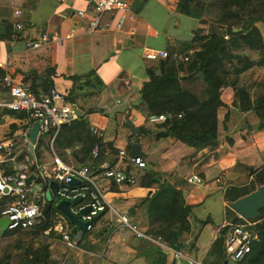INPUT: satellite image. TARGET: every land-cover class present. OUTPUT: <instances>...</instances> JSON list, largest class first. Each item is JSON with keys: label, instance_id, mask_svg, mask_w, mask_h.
Masks as SVG:
<instances>
[{"label": "crops", "instance_id": "1", "mask_svg": "<svg viewBox=\"0 0 264 264\" xmlns=\"http://www.w3.org/2000/svg\"><path fill=\"white\" fill-rule=\"evenodd\" d=\"M91 2L0 0V85L6 79L28 92L31 89L36 95L53 88L64 98L72 87L69 78H80L76 99L70 105L78 114L72 120L83 116L89 129L99 134L97 139L101 143L103 155L95 159L90 156L87 164L93 172L96 194L110 209L100 213L87 238L73 250H68L58 236L50 235L44 242L48 246V260L56 264H172L170 254L162 248L163 244L136 238L115 217V213L127 217L131 225L147 235L146 214L139 204L152 194L154 187L147 189L140 185L141 170L128 165V171L136 174L137 181L133 185H114L103 178L98 169L101 163L109 161L115 162L113 165L124 166L118 152L124 151L129 155L130 145L138 144L143 170L153 172L159 183L166 182L181 191L183 202L189 207L185 217L189 231L181 238L177 250L184 258L202 264L218 231L232 219H227L225 215L224 190L247 183L250 168L255 170L264 164V131L251 130L256 125V118L252 114H239L231 110L232 91L226 88L220 95L224 107L218 109L216 115L217 146L214 150L195 151L169 137L155 139L152 135L154 125L160 122L146 121L135 109L139 89L147 81L145 68L155 65V62L144 59L145 50H164L167 54L177 51L179 44L189 42L193 32L205 29V25L177 14L176 0H130L133 21L117 31L113 29L115 16L102 15L100 22L106 29L87 34L83 29L87 16L78 18L76 14L80 11L89 14ZM135 2L143 3L137 12L133 10ZM14 10L20 11L17 19L12 16ZM16 21L23 26L19 32L12 29ZM261 26L264 24H258L256 28L264 43ZM129 29L134 30L132 36L126 34ZM38 33H56L62 42L36 50L26 48L25 42L35 39ZM235 39H239V43L235 44L237 51L228 46L233 38H225L222 44L226 52H219L217 60L227 74L240 77L248 68H244L242 61L235 64L229 54L235 57V54L244 56L253 52L256 54L254 67L261 57L262 46L250 50L240 38ZM171 58L179 60V55L173 54ZM90 72H94L95 77L91 78V85L85 86L83 77ZM45 74L47 84L43 81ZM181 84L199 90L197 85ZM2 99H7L5 94ZM122 103L127 105L125 112L110 118L111 109ZM90 110V113H86ZM22 114L0 109V144L10 140L17 148L21 144V134L28 140L27 133L33 123ZM224 114L228 115L225 120ZM125 120H129L137 130L136 135H130L124 125ZM139 129L152 133L140 134ZM228 139L231 144H228ZM43 141L35 151L36 162L43 171L39 169L40 172L36 171L35 174L48 175V179H45L47 184L53 182L49 170L54 160L78 166L73 154L78 152L81 145L72 143L67 148L60 145L53 147L49 136L43 137ZM35 143L31 153L26 147L27 154L33 155ZM3 164L11 165L6 161L0 162V165ZM191 175L197 176L201 184H187L185 180ZM30 182L32 189L36 185L37 191L44 193V206L51 207L52 196L48 184L45 186L35 181L34 177ZM65 226L71 234L74 227L69 223ZM81 232L76 228L71 235L79 239ZM179 264L185 262L182 260Z\"/></svg>", "mask_w": 264, "mask_h": 264}, {"label": "trees", "instance_id": "2", "mask_svg": "<svg viewBox=\"0 0 264 264\" xmlns=\"http://www.w3.org/2000/svg\"><path fill=\"white\" fill-rule=\"evenodd\" d=\"M142 5L143 3L135 2L133 10L139 11ZM175 12L183 17L197 20L205 25L206 29L195 30L189 42L179 44L178 50L167 54L165 60L157 61L154 66L145 68L147 81L142 83L139 89V101L135 109L146 121L150 117H164L163 122L154 125L153 137L155 139L169 137L195 151L214 150L217 146L216 115L218 109L224 107L220 95L226 88L232 91L231 110L239 114H252L256 118L254 132L264 131V79L258 85L260 91L252 96L248 88L239 85V77L227 74L217 60L225 38H240L248 49L253 50L262 46L261 57L255 67L264 68V43L260 40L256 28V25L264 24V0H176ZM233 29L237 31L234 32ZM173 54L179 55V60L172 59ZM199 73L203 76L202 80L196 76ZM93 77H95L94 72L83 77L85 80L83 85H91ZM47 80L45 74L44 83L47 84ZM69 80L72 82V87L63 100L73 105L80 78L71 77ZM181 82L197 85L199 90L185 87ZM49 89L47 88L44 94ZM29 92L39 96L31 89ZM90 112L91 110L86 113ZM227 117L228 115L224 114V120ZM139 132L144 135L152 133L144 129H139ZM51 135L50 132L47 137L51 138ZM43 142V137L36 140L34 158L37 147ZM227 142L231 144V140L228 139ZM72 143L81 145L78 152L73 154L78 166L88 163L94 145L99 148L98 156L103 155L100 140L91 133L83 116L70 120L63 127L60 126L52 138L53 147L60 145L67 148ZM25 154L27 152L23 150L16 161H20ZM108 163L112 166L115 162ZM0 172L4 175H12V166L0 165ZM29 172L35 174L36 171L31 168ZM141 172L140 185L147 189L154 187L152 194L139 204L143 207L147 218L146 234L158 238L159 242L169 249L177 250L181 238L189 231L185 220L189 207L184 204L181 191L174 185L159 183L155 174L149 170L142 169ZM249 172L247 183L230 186L224 190L222 199L225 204L232 203L264 185V164L255 170L250 168ZM88 187L91 190V187ZM56 200H58L56 196L52 197L51 207L43 212V219L38 225L28 230H6L0 235L1 238L12 239L11 248L19 253L15 264H56L48 260V246L43 242L53 234L48 237L42 236L44 230L55 224L57 215L61 216L68 225L66 219L54 209ZM12 202L13 198L2 197L0 211ZM225 215L227 219L234 216L227 207H225ZM95 222L96 219L90 222L91 227ZM247 222L253 224L255 240L250 246L249 253L235 264H264V207L256 218ZM237 223L243 221L237 220ZM90 231L91 229L81 232L78 246L87 238ZM227 231L226 227L219 230L202 264H222L223 240ZM10 260V254L3 252L0 264H10Z\"/></svg>", "mask_w": 264, "mask_h": 264}, {"label": "built area", "instance_id": "3", "mask_svg": "<svg viewBox=\"0 0 264 264\" xmlns=\"http://www.w3.org/2000/svg\"><path fill=\"white\" fill-rule=\"evenodd\" d=\"M89 11V14L81 11L76 14L78 18H85L87 16L86 24L83 27L84 32L87 34L106 29L100 22L102 15L115 16L113 29L117 31L121 30L127 22H131L134 19L130 0H92ZM12 16L16 19L19 18L20 11L14 10ZM22 28V24L18 21L12 24L14 32H19ZM126 34L132 36L134 30L129 29ZM61 42L62 38L56 33H38L35 39L26 41L24 45L30 50H36L41 46H57ZM143 57L147 61L157 62L165 60L168 55L164 50L147 49ZM4 94L7 97L6 100L2 99ZM0 109L23 113L29 122L37 123V138L45 137L51 132L50 141L62 124L75 118L72 106L66 104L63 96L55 89L50 88L45 94L35 96L20 85L10 84L6 79L0 85ZM148 120L151 123H158L163 122L164 117H150ZM90 131L96 138L99 137V134L95 130L90 129ZM21 137V144L17 148L14 147V142L10 140L0 144V162L6 161L11 163L13 169L12 175H4L0 172V199L2 197L13 198V202L5 205L0 211V218L6 217L7 219L8 225L6 230H28L38 225L43 219L44 193L42 191H34L31 188V182L26 184L25 180L29 175H32L35 181H40L46 186L48 183H45V179H48V175L45 177L29 172L31 168L37 172L43 171L32 154H25L20 161H16L17 157L29 145L26 136L21 134ZM98 153L99 148L97 145H94L90 152L91 158H97ZM118 158L125 165L115 164L109 166L107 162L101 163L98 166L101 176L114 185H133L137 181V176L135 173L129 172L127 166H132L135 170H142L144 168L143 161L140 157H130L124 151L118 152ZM49 171L52 181L56 183L54 196L58 200L70 201L75 197L80 198V203L75 206L69 205L68 207L72 215L77 216L79 210L89 207V211L85 215L79 216V219L86 223L85 230L92 228L90 222L94 219L93 216L97 213H103L106 209H110L94 190L92 182L93 172L90 165L73 167L59 160H54ZM73 180L78 183L70 184ZM185 182L190 185L201 184V180L195 175L188 177ZM88 186L91 187V190ZM115 217L117 222L130 231L136 238L159 242L158 238L152 240L149 236L141 234L135 226L129 223L127 217L116 213ZM56 219L57 221L52 227L42 232V236L48 237L50 234H54L58 236L68 250L77 248L78 239L72 236L68 229H66L63 218L56 216ZM225 227L228 228V231L230 230V233L227 231L223 240L224 261L222 264H235L243 260L249 253L250 246L255 240V232L252 229V225L247 224L246 221L233 225L227 223ZM225 227L223 226L222 228ZM162 248L170 254L172 264H179L182 260L185 264H200L196 260L184 258L178 250L169 249L165 245H162Z\"/></svg>", "mask_w": 264, "mask_h": 264}, {"label": "water", "instance_id": "4", "mask_svg": "<svg viewBox=\"0 0 264 264\" xmlns=\"http://www.w3.org/2000/svg\"><path fill=\"white\" fill-rule=\"evenodd\" d=\"M234 32H236V29H233ZM197 78L202 80L203 76L202 74H197ZM73 112L75 115L78 114L76 109L72 107ZM127 109V105L125 103L118 104L114 108L111 109L110 112V118H113L115 114H123L125 110ZM124 125L129 129L130 135L134 136L137 134V130L133 128L132 124L129 120H125ZM65 126V123L61 125V127ZM37 123L33 122L31 128L29 129L27 136L29 140L28 145V152H32V145L37 140ZM129 156L132 158L140 157V146L138 144H131L129 148ZM33 179L32 175H29L25 183L28 184ZM77 181H71L70 184H77ZM56 183L55 182H49L48 183V189L51 193V196L54 197V189H55ZM80 201L79 197H75L71 199L70 201H64V200H58L56 204L54 205V209L59 212L69 223V225H72L74 228L71 230V234H74L76 228L84 231L86 223L82 222L79 219L80 215H85L89 211V207H84L83 209L79 210L78 215L74 216L72 215L68 207L69 205H75ZM226 207L234 214L233 218L230 220V224L233 225L237 223V220H243L248 221L250 219L256 218L259 214V211L264 207V185L259 186L255 191L251 192L250 194L232 202L227 203ZM48 208V205L44 206L43 212H46ZM98 216H100V213H97L95 216H93L94 219H96ZM7 219L6 217L0 218V235L6 231L7 228ZM230 233V230L228 231Z\"/></svg>", "mask_w": 264, "mask_h": 264}, {"label": "rangeland", "instance_id": "5", "mask_svg": "<svg viewBox=\"0 0 264 264\" xmlns=\"http://www.w3.org/2000/svg\"><path fill=\"white\" fill-rule=\"evenodd\" d=\"M205 29H206V26H205ZM260 34L263 33V36H264V26H261L260 28ZM262 35V34H261ZM239 39H235L233 38V41L230 43V45H228L229 47H232V49H235L237 51V46L235 47V44L236 43H239L238 42ZM241 41V39H240ZM251 50V49H250ZM220 53L222 52H226V49L225 47L221 46L220 50H219ZM231 57V60L236 64L238 62V64L242 61L243 65H244V68H248V70H246L245 73H243L239 78V85L240 86H243L245 88H248L251 95H255L256 93H258L260 90H259V84L262 82V80L264 79V69L263 68H257V67H252L253 65V62L256 61V54H254L253 52L252 53H247L246 55H237L235 54V57L234 55H231L229 54ZM238 56V57H237ZM242 56V57H240ZM233 57L235 60H233ZM241 59V60H240ZM239 67V66H238ZM254 127H251V130L254 131ZM33 190H38V188L36 187V185H34L33 187ZM48 196L46 195V198ZM247 224H250V225H253L249 222L246 221ZM45 242V241H43ZM12 243V239H9V238H0V257L1 255L5 253H9L10 256H11V260H10V264H15L17 262V259H18V256H19V253H17L16 251H14L12 248H11V244ZM46 243V242H45Z\"/></svg>", "mask_w": 264, "mask_h": 264}]
</instances>
